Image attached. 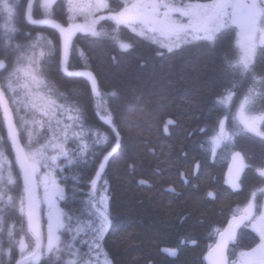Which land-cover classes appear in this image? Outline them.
<instances>
[{"label": "snow or ice", "instance_id": "6c2138e0", "mask_svg": "<svg viewBox=\"0 0 264 264\" xmlns=\"http://www.w3.org/2000/svg\"><path fill=\"white\" fill-rule=\"evenodd\" d=\"M78 14L92 19L78 24ZM21 20L51 28L58 35L49 38L44 31L21 29ZM109 23L111 30L107 31ZM125 30L136 40L126 39ZM77 32L110 41L109 60L114 64L140 43L156 45L154 59L162 63L183 60L191 49L210 58L219 52L218 65L209 60L191 70L195 80L212 71L224 82L215 93L213 109L228 108L237 90L246 85L231 117L238 130H226L227 114L223 119H205L201 113L192 117L200 122L185 127L187 135L173 143L172 128H179L180 121L168 119L163 128L168 134L165 144L141 137L139 146L122 155L130 141V120L143 119L150 129L155 123L151 109L168 97L120 83L102 91L101 69L92 66L84 49H77L73 40ZM233 40L236 52L229 56L222 45L228 42L230 49ZM73 50L82 61L78 66L70 65ZM53 58L61 78L71 81L63 91L46 78L44 65ZM138 67L147 68L148 61L141 60ZM42 87L47 94L40 91ZM204 90L211 92L212 88L205 85ZM96 98H105L106 111L101 114L105 127L91 121L88 114ZM185 103L199 107L200 101L194 96ZM257 103L264 106V0H0V264H101V258L103 264H116L108 247L113 219L108 210L107 169L115 162L121 173L136 180L145 157H155L157 151L176 176L168 180L172 187L158 191L169 207L177 199L183 200V222L199 223L208 204L220 200L223 193L211 190V185L202 190L200 175L193 176L192 169L181 162L182 154L186 157V142L197 134L210 145L213 156L222 144L230 148L234 168L229 170L228 184L233 191L245 184V169L256 177L247 185L244 209L233 214L227 229L215 230L219 240L210 246L206 259L210 264H264V163L246 164L245 148L234 140L242 134L264 149V108L257 110ZM10 155L19 169L15 175ZM89 165L93 173L88 178L89 198L73 208L69 192L74 194L75 189L62 186L59 177ZM195 167L202 170L203 164ZM137 183L143 187L147 181ZM60 201H64L63 207ZM42 205L47 206L46 238ZM83 220L88 224L81 234L78 225ZM241 226L251 228L258 241H252L254 246L244 245L249 250L240 251L238 258L234 253L230 257L229 243L240 246L237 229ZM124 239L134 240L135 230L121 237ZM191 243L196 244L195 238ZM164 252L172 260L179 255L178 249Z\"/></svg>", "mask_w": 264, "mask_h": 264}, {"label": "trees", "instance_id": "16d2710c", "mask_svg": "<svg viewBox=\"0 0 264 264\" xmlns=\"http://www.w3.org/2000/svg\"><path fill=\"white\" fill-rule=\"evenodd\" d=\"M195 2V0H192ZM65 19V18H64ZM19 27L27 30L30 27L33 31H44L49 38H55L57 33L51 28L44 26H30L20 21ZM105 29L111 30V24H106ZM122 35L126 39L136 40L130 32L125 30ZM74 43L77 49H84L91 58L92 66L100 71L102 91L112 90L113 83H120L130 88L144 90L153 96H167L168 100L153 106L151 114L155 119L148 128L143 119H132L128 124L130 136L129 144L122 155L135 149L141 143V137H150L158 144H165L167 133L163 131L164 124L168 119H178L179 128H172L174 141H179L187 133L185 127H195L200 121L192 119L201 113L205 119L217 117L223 119V114L228 115L225 120V128L230 133L238 130V124L231 117L239 107L246 85H241L237 90V95L233 96L232 103L228 108L213 109L215 93L222 90L224 83L212 71H208L200 80H195V73L192 66H200L203 63L214 60L215 64L220 63L221 54L218 52L215 57H207L197 49H191L185 54L183 60L175 59L168 62H160L154 59V44L140 43L130 53L121 56L119 64H114L109 60L112 51L111 42L104 40H94L84 33L77 32ZM227 55L232 56L235 52L234 40L229 49L228 42L222 45ZM141 60L148 61V67L140 69L138 63ZM190 62V63H189ZM82 61L79 59V52L73 50L70 55V65L78 66ZM47 71V80L55 83L60 90H65L71 86V81L66 77L61 78L56 71L55 59L44 65ZM212 88L211 92L204 90V86ZM42 93L47 94V89L41 88ZM199 99V107L185 103L186 99L193 97ZM55 98V97H53ZM105 98H96L95 102L89 106L88 114L91 121L103 125L101 114L106 111ZM115 104V101H113ZM264 106L257 103L256 109L261 110ZM2 119V116H0ZM6 136L5 133H2ZM245 148L247 158L245 163L259 165L264 163V149H261L258 142H254L242 134L234 137ZM11 157V155H10ZM186 167L192 169V175H200L201 189H208L222 192L220 200L208 204L206 216L201 218L199 223L189 221L183 222L182 212L185 205L182 199H177L171 207L167 204V198L160 194L159 189L172 187L168 180L176 179L175 171L171 169L167 159L157 151L155 157L146 156L143 171L136 180H130L127 173H121L116 163L107 169L108 210L113 219V228L109 236V250L115 257L116 264H205L204 256L209 247L214 243L217 236L216 229L223 230L225 225L231 221V216L235 209L247 203L248 187L256 177L254 173L245 169L247 180L237 191H233L228 184L227 168L233 162L230 148L222 144L213 156L208 145L200 135H192L186 142V157L182 161ZM202 163V170H197L195 165ZM185 171L184 167L180 172ZM171 172V177L169 173ZM160 173H163L161 175ZM92 166L81 169H70L60 175L63 186L68 189H75L74 194L69 192L70 199H74V208H78L81 203H77L76 196L81 197L88 194V178L92 175ZM75 177V179H74ZM139 179H145L147 184L140 187L137 183ZM103 183L102 181L100 182ZM99 188V185H98ZM142 201V202H141ZM70 206V205H69ZM135 230V239L129 242L127 239L121 240L130 230ZM240 246L235 243L229 244V250L233 248L248 249L244 245L253 246V240H257L256 234L241 227L237 232ZM186 238L187 242H186ZM191 238H195L196 244L191 243ZM116 246L113 247L112 245ZM178 249L179 255L176 259H170L164 249Z\"/></svg>", "mask_w": 264, "mask_h": 264}, {"label": "rangeland", "instance_id": "374dc122", "mask_svg": "<svg viewBox=\"0 0 264 264\" xmlns=\"http://www.w3.org/2000/svg\"><path fill=\"white\" fill-rule=\"evenodd\" d=\"M186 2H187V0H186ZM193 2V1H192ZM92 19V17H90V16H88V17H86V15H84V14H78L76 17H75V22L76 23H78V24H85V23H88V22H90V20ZM65 20H66V17H65ZM79 33H82V32H79ZM41 91V90H40ZM238 108L239 107H237V109H236V111L238 110ZM236 111H235V113H236ZM6 134V133H5ZM9 159L13 162V173H14V175L19 171L18 170V168H17V166L15 165V163H14V155H11V157H9ZM233 163V162H232ZM60 179V178H59ZM62 186H63V184H62ZM90 188V187H89ZM99 189V188H98ZM89 191H90V189H89ZM89 193V192H88ZM40 194H41V197L43 196V189H42V187H41V189H40ZM98 195H99V193H98ZM77 198H79L77 201V203H81V202H86L87 200H88V194L86 195V194H84V195H82L81 197H79V196H76ZM71 200V204H70V206L71 207H73L74 208V199H70ZM58 204H59V206L60 207H63L64 206V201H60V202H58ZM81 206V205H80ZM80 206H78V207H80ZM246 206V204L245 205H243V206H241V207H238L237 209H235V211H234V213H237L238 211H242L243 209H244V207ZM87 209L85 208V211H86ZM232 216H233V214H232ZM232 216H231V219H232ZM230 219V220H231ZM46 221H47V206L46 205H42V216H41V224L43 225V229H42V231L44 232V234H45V238H46ZM87 224H88V221L87 220H83V221H81V223L78 225L79 226V228L81 229V234H83L84 232H86L87 231ZM247 230L248 231H251V232H253L252 231V229L251 228H247ZM254 233V232H253ZM257 237V240L256 241H258V236H256ZM254 246V245H253ZM235 246H233V248H231L230 250H229V254H230V257L232 256V254L234 253V256L236 257V258H238V256H239V252L240 251H246V250H249V249H240V248H234ZM101 264H103V260H102V258H101Z\"/></svg>", "mask_w": 264, "mask_h": 264}, {"label": "water", "instance_id": "95a60500", "mask_svg": "<svg viewBox=\"0 0 264 264\" xmlns=\"http://www.w3.org/2000/svg\"><path fill=\"white\" fill-rule=\"evenodd\" d=\"M76 34H77V33H76ZM76 34H75V36H76ZM57 35H58V34H57ZM75 36L73 37V40H74ZM17 167H18V166H17ZM233 168H234L233 163H232L231 165L228 166V169H227V176H228V177H229V170H230V169H233ZM18 170H19V169H18ZM228 224H229V223H227V224L225 225V228H224L223 230L227 229ZM223 230H222V231H223ZM237 230H238V229H237ZM218 240H219V236L217 235V236H216V239H215V242L212 244V246H214V244H215ZM208 253H209V249H208V251L206 252V254H205V256H204L205 264H210V261H209L208 259H206V257L208 256Z\"/></svg>", "mask_w": 264, "mask_h": 264}, {"label": "bare ground", "instance_id": "6f19581e", "mask_svg": "<svg viewBox=\"0 0 264 264\" xmlns=\"http://www.w3.org/2000/svg\"><path fill=\"white\" fill-rule=\"evenodd\" d=\"M206 254V253H205ZM205 262V261H204Z\"/></svg>", "mask_w": 264, "mask_h": 264}]
</instances>
